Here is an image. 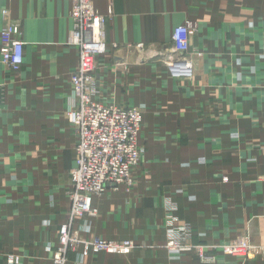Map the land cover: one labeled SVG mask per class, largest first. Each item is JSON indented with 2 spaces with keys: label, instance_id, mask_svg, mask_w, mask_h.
I'll return each mask as SVG.
<instances>
[{
  "label": "crops",
  "instance_id": "1",
  "mask_svg": "<svg viewBox=\"0 0 264 264\" xmlns=\"http://www.w3.org/2000/svg\"><path fill=\"white\" fill-rule=\"evenodd\" d=\"M106 17L99 58L101 99L146 104L143 160L131 191L94 197L99 214L84 238L133 239L129 254L91 253L85 264H264L219 245L248 235L264 246V0H94ZM70 0H0V30L11 21L25 42L24 63L9 69L0 53V264H55L59 227L69 218L76 135L69 44ZM4 10L8 12L4 14ZM191 20L198 57L193 80L172 79L174 29ZM158 54V55H157ZM166 201L174 204L172 209ZM189 225L197 252L165 247L166 220ZM79 246L69 251L76 264Z\"/></svg>",
  "mask_w": 264,
  "mask_h": 264
},
{
  "label": "built area",
  "instance_id": "2",
  "mask_svg": "<svg viewBox=\"0 0 264 264\" xmlns=\"http://www.w3.org/2000/svg\"><path fill=\"white\" fill-rule=\"evenodd\" d=\"M72 1L73 28L69 44L79 49V62L71 74V91L74 105L67 111V118L76 135L75 162L70 170L69 218L60 225L56 250L46 247L55 264H67L68 252L79 246L76 264H85L91 253L110 252L129 254L136 247L133 239L109 240L99 235L84 238L73 228L76 219H84V231H89L92 219L99 214L94 197L108 188L123 186L131 191L136 181V170L142 163L144 146L140 135L146 104L121 105L101 99L99 58L106 55L109 47L104 40L106 17L95 8L94 0ZM8 11L4 10V14ZM197 25L191 20L177 26L172 34L174 55H164L162 61L168 75L175 80H193L198 57L202 53L192 49L191 37ZM0 53L3 63L17 71L24 63L25 42L19 25L6 24L0 30ZM158 55V54H157ZM172 209L174 204L166 201ZM165 247L176 256L197 252L203 260L211 259L204 254L203 246L192 242L193 230L189 225H177L171 213L166 220ZM225 254L254 259L264 253V246L257 245L248 235H240L219 245ZM21 256H8L9 264H19Z\"/></svg>",
  "mask_w": 264,
  "mask_h": 264
},
{
  "label": "rangeland",
  "instance_id": "3",
  "mask_svg": "<svg viewBox=\"0 0 264 264\" xmlns=\"http://www.w3.org/2000/svg\"><path fill=\"white\" fill-rule=\"evenodd\" d=\"M173 55V54H172Z\"/></svg>",
  "mask_w": 264,
  "mask_h": 264
}]
</instances>
